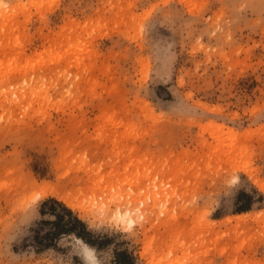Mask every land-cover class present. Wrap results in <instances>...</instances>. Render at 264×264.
<instances>
[{
	"label": "rangeland",
	"instance_id": "374dc122",
	"mask_svg": "<svg viewBox=\"0 0 264 264\" xmlns=\"http://www.w3.org/2000/svg\"><path fill=\"white\" fill-rule=\"evenodd\" d=\"M0 2V264H91L85 248L102 264H264L261 0L239 18L233 0H169L184 19L145 33L142 5L164 0ZM84 172L99 192L73 209L49 195L21 223L37 177ZM119 203L132 226L93 212Z\"/></svg>",
	"mask_w": 264,
	"mask_h": 264
},
{
	"label": "snow or ice",
	"instance_id": "6c2138e0",
	"mask_svg": "<svg viewBox=\"0 0 264 264\" xmlns=\"http://www.w3.org/2000/svg\"><path fill=\"white\" fill-rule=\"evenodd\" d=\"M0 7H9V5L3 4L0 2ZM144 11L140 12L141 24H140V31L141 33H145L154 29L158 24H167L169 22H177L182 21L184 19V5H175L170 3L169 0H164V3H147L142 5ZM190 7V6H188ZM205 8L212 7L210 4L203 5ZM222 7L229 8L234 14L237 15L239 18L248 8H254L256 5L250 3L241 2V0H233V2L223 5ZM260 7L264 10V0H261ZM187 27V25H185ZM222 30V29H220ZM189 97H191V92L188 93ZM203 107V106H201ZM173 111H180L189 114L190 119H194L195 115H201L199 111L193 114V104L188 103L185 104L181 102V104L175 106ZM213 112L217 114V118L227 120V117L223 115V109H218L216 107L204 108V112ZM162 117H166L169 115L168 113L161 112L160 114ZM233 119V127L235 126V117ZM258 122L261 124V129L264 130V107L260 109ZM87 153L84 154V161H87ZM77 161H73V164H76ZM83 166H86L83 164ZM68 175V173H65ZM231 184L236 183L235 175H233ZM2 187V186H0ZM261 191H264V185H261ZM55 194L60 196V188L54 182L40 181L37 177L32 184L30 195L26 197L25 201L23 202V210L24 216L21 220V223H28L30 222L36 215V210L39 206V202L43 200L45 197ZM64 199L63 197H60ZM67 202V201H65ZM75 207V206H73ZM81 211H84V207L80 206ZM163 215V213H161ZM206 215V213H205ZM141 219H143L141 217ZM20 231V229H18ZM83 255L91 261V264H102V262L94 260L93 254L88 249H83ZM62 264H71L70 259H65L62 261Z\"/></svg>",
	"mask_w": 264,
	"mask_h": 264
},
{
	"label": "bare ground",
	"instance_id": "6f19581e",
	"mask_svg": "<svg viewBox=\"0 0 264 264\" xmlns=\"http://www.w3.org/2000/svg\"><path fill=\"white\" fill-rule=\"evenodd\" d=\"M90 168H88V170H89ZM86 170V169H85ZM84 171V170H83ZM85 173V172H84ZM83 174V173H82ZM77 175V174H76ZM85 176V178L83 177V178H81L82 176H75L74 178H69L66 182H65V184L63 185V187L61 188L60 186H59V188H60V196L59 197H63L64 199H62L63 201H64V203L68 206V207H70V208H75L76 207V205L78 204L77 202H75V204L73 203V201H74V199H76V197L78 196V195H83V194H87V193H89L90 194V196L92 197V196H94L97 192H99V191H97V189H96V185H95V183H94V181H93V177L94 176H90L88 173H85L84 174ZM254 176V175H253ZM91 177V178H90ZM257 179V178H256ZM257 182V181H256ZM255 184V183H254ZM261 186V185H260ZM101 187V186H100ZM258 187V186H257ZM66 189L67 188V191H65L64 189ZM98 189H100V188H98ZM102 189V188H101ZM130 197V196H129ZM128 197V198H129ZM73 200H72V199ZM124 198V197H123ZM61 199V198H60ZM121 199V198H120ZM77 200V199H76ZM115 200V199H114ZM65 201H67V202H65ZM122 201V200H121ZM126 200H124V202H125ZM115 202V201H114ZM127 202V201H126ZM125 202V203H126ZM135 202V201H134ZM90 203H91V201H90ZM109 203V202H108ZM121 203V202H120ZM120 203H119V205H115L114 207L116 208V209H114V211H110V209H109V207L108 206H106V207H104V206H102V205H99L98 206V204L97 205H95V206H97V207H95V211H93L95 214H96V210L98 209V214L101 212V214L102 215H104V216H102V215H96V216H98V218H112V221H113V223H114V220L116 221V223H120L121 225H127L128 227H130V226H132L134 223H135V218L132 216L133 215V213H132V210L131 209H128V208H124L125 210H123V209H121L119 206H120ZM122 204H124V203H122ZM127 204H129V202L127 203ZM90 205V204H89ZM105 205V204H104ZM111 205H113V204H111ZM73 206H75V207H73ZM78 206H79V204H78ZM143 206H145V204L143 205ZM92 207V206H91ZM94 207V206H93ZM126 207H127V205H126ZM139 207V206H138ZM137 207V208H138ZM140 208V207H139ZM92 210V209H91ZM142 210V209H141ZM147 210V209H146ZM137 211V210H136ZM147 212V211H146ZM134 213H136V212H134ZM142 214H143V210H142V212H141ZM107 215H110L109 217L107 216ZM144 215V214H143ZM146 216H144V220H145V217L148 219V213L147 214H145ZM102 216V217H101ZM140 216V215H139ZM105 218V219H106ZM109 218V219H110ZM143 218V217H142ZM255 218H256V216H255ZM108 219V220H109ZM114 219V220H113ZM151 219V218H150ZM160 219V218H159ZM111 220V219H110ZM143 220V221H144ZM111 221V222H112ZM142 220L140 219V222H141ZM115 224V223H114ZM116 225V224H115ZM121 225H119V226H121ZM127 228V227H126ZM89 251L92 253V250L91 249H89ZM143 255V254H142ZM152 263H154V261L153 262H149L148 264H152ZM155 264V263H154Z\"/></svg>",
	"mask_w": 264,
	"mask_h": 264
},
{
	"label": "trees",
	"instance_id": "16d2710c",
	"mask_svg": "<svg viewBox=\"0 0 264 264\" xmlns=\"http://www.w3.org/2000/svg\"><path fill=\"white\" fill-rule=\"evenodd\" d=\"M64 208V207H63ZM64 210H66L69 214H71V212L68 210V209H66V208H64ZM73 222H74V224H76V225H80L81 227H84V224L79 220V219H77L76 217L75 218H73ZM71 230H73V229H66V231H71ZM76 235L78 236V237H80V238H83L82 237V235H81V233H79V232H77L76 233Z\"/></svg>",
	"mask_w": 264,
	"mask_h": 264
}]
</instances>
